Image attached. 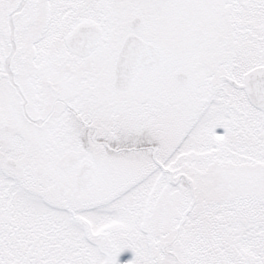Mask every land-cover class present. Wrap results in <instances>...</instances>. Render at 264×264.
Instances as JSON below:
<instances>
[{"label": "snow or ice", "instance_id": "6c2138e0", "mask_svg": "<svg viewBox=\"0 0 264 264\" xmlns=\"http://www.w3.org/2000/svg\"><path fill=\"white\" fill-rule=\"evenodd\" d=\"M0 264H264V0H0Z\"/></svg>", "mask_w": 264, "mask_h": 264}]
</instances>
